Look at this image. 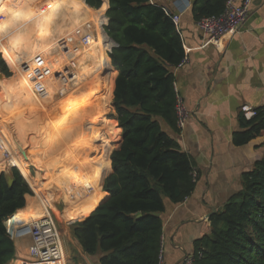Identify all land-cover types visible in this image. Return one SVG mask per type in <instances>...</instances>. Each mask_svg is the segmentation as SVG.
<instances>
[{
  "label": "trees",
  "instance_id": "1",
  "mask_svg": "<svg viewBox=\"0 0 264 264\" xmlns=\"http://www.w3.org/2000/svg\"><path fill=\"white\" fill-rule=\"evenodd\" d=\"M14 1L20 5L18 0ZM227 1L194 0L193 20L198 22L204 17L222 15ZM40 2L35 0L33 5L42 10L41 14L35 9L33 12L36 13V27L41 31L63 8L75 16L82 11L93 14L88 7L99 10L103 6V0H59L54 5ZM5 4L3 1L0 5L1 13ZM52 7L58 8V12H50ZM173 15L171 9L152 0H109L105 31L118 44L109 54L118 76L114 99L113 95L107 96L106 107L113 100L112 118L121 129L122 142L111 158L109 146L102 154L105 163L109 155V172L103 180V188L101 186L103 202L84 221L72 225V235L83 253L99 264H164L161 216L167 211L168 203L180 205L196 190L195 161L182 150L178 141L181 129L178 126L175 69L186 57V52ZM67 17L71 18L68 14ZM79 22L76 20L77 24ZM10 38L18 40L19 37ZM42 39L43 42L31 46L29 53H24L29 58L24 61L16 55L13 46L3 45L0 38V52L14 68L16 63L19 65L16 102L27 109H37L38 106L28 104V97L37 100L38 95L32 89L29 73L20 68L24 62L33 67L31 60L37 55L50 58L47 93L52 98L55 94L60 96L68 86L54 78L61 64L59 56H53L54 52H59L57 43ZM106 44L110 41L103 38L100 31L89 51L78 52L75 58L83 65H87L88 58L94 59L98 68L101 65L107 67L108 58L101 49ZM69 48L73 50L72 46ZM82 70L78 73L79 84L84 81V75L90 77L86 66ZM0 73V89L6 91V86L11 87L13 73L1 54ZM93 98L95 94L90 100ZM40 109L46 115L49 113ZM256 112L250 120L245 112L239 114V131L233 137L235 146H246L264 134V108ZM64 126L61 125V129ZM92 128H97V124L94 123ZM76 129L79 132V128ZM86 142L89 145L91 141ZM88 167L86 165L82 173L74 174L71 182L64 184L61 179L69 176L67 172L59 177V194L66 205L81 208L86 214L88 208L98 204L97 189L106 174L103 171L90 182L82 178ZM11 172L12 185L6 172L0 173V264H9L17 255L15 242L7 233L6 221L26 207L27 196L34 195L20 170L12 168ZM32 184L39 186L38 179ZM241 187V191L211 217L210 234L194 241V264H264V157L255 162L251 171L243 174ZM104 195L107 196L105 200Z\"/></svg>",
  "mask_w": 264,
  "mask_h": 264
},
{
  "label": "crops",
  "instance_id": "2",
  "mask_svg": "<svg viewBox=\"0 0 264 264\" xmlns=\"http://www.w3.org/2000/svg\"><path fill=\"white\" fill-rule=\"evenodd\" d=\"M152 2L171 9L174 14L182 8L187 9L181 16L179 30L184 40L188 61L182 68L175 69V89L188 114L178 141L182 150L195 161L194 176L197 178V185L190 198L180 205L168 203L167 211L161 216L164 224L162 238L164 264H181L185 256L192 254L194 241L210 234L211 217L222 210L233 195L241 191L243 174L251 171L255 162L264 157V134L246 146L237 147L233 144L234 134L239 131V114L246 110L256 111L264 108V0H253L247 22L235 36L224 38L218 46L208 44L204 40L202 32L197 26L198 22L193 20L191 8L194 0H152ZM181 5L182 7H180ZM88 8L93 11V14L87 11H82L75 16L70 11L61 14L62 16L66 14L71 16V18L63 17L66 32L72 31L83 20H97L100 16L106 17L108 24L109 0H103V6L99 10ZM76 20L80 22L77 24ZM63 24L61 22L59 27L61 28ZM103 38L106 37L103 35ZM105 48L107 49V45ZM105 48L101 47L104 51ZM109 54V52L105 53L108 58L107 67L101 65L98 68L93 59V65L89 68V72L96 71L94 79L97 74L103 75L102 85L105 83V78L108 77L105 88L98 85L95 93L106 91L107 96L113 95L114 99L118 71L112 66ZM90 78L91 76L89 78L84 76L83 82L86 86L82 88L83 90L80 89L79 93L74 94V98H76L74 103L84 101L85 98L78 97L86 96L84 94L91 91ZM68 98L69 96L62 94L60 101L68 100ZM94 99L96 101L100 97L95 95L93 101L90 100L87 105L82 104L76 110L78 111L80 107H92ZM1 108L3 107L0 106ZM70 109L72 108L70 107ZM92 109V113L97 114L101 108L95 105ZM81 110L83 111V109ZM98 116L99 119L102 117L101 114ZM247 119L250 120L248 117ZM104 122L100 121L99 128L103 126ZM114 123H116L115 120ZM77 128H79L77 138L80 139L84 129H82L83 126L81 128L77 126ZM33 130L36 131V128ZM8 131L15 140L19 136L23 139L22 141L27 142L19 129L15 127L14 131L11 130L9 123ZM67 136L64 139L68 140ZM94 143L97 142L93 140L87 146L97 154L100 144H96L98 147H95ZM110 151L108 154L111 153ZM39 154L34 156L35 159H39L41 153ZM13 162L27 173V166H29L27 164L29 163L25 157L22 159L14 157ZM108 162L109 155L106 163ZM5 165V163L0 164V173L8 170ZM39 170L42 180L46 182V178L49 179L48 172L41 167ZM106 173L108 174V172ZM56 184V181H53L50 188H56L54 186ZM44 185L48 186V184ZM35 190L37 192V188ZM97 191L99 194L98 204L88 208V213L83 218L92 213L101 203V185ZM59 197H61L60 194ZM106 198L107 196L104 195V200ZM34 214H45V207L38 192L36 198L27 196L26 207L16 215V220L27 219ZM29 245L30 243L27 241V243H22L19 248L16 247L17 255L27 256ZM80 257L85 261V264H99V262H93L89 256Z\"/></svg>",
  "mask_w": 264,
  "mask_h": 264
},
{
  "label": "rangeland",
  "instance_id": "3",
  "mask_svg": "<svg viewBox=\"0 0 264 264\" xmlns=\"http://www.w3.org/2000/svg\"><path fill=\"white\" fill-rule=\"evenodd\" d=\"M1 1L2 0H0V2ZM3 1L6 2V4L3 13L0 12V38L3 39V45L5 44L7 47H14V51L16 55L19 56V58L27 61V59L29 58L27 56H24V53L26 51L29 53L33 44H36L37 42H43L44 40L42 38H48L50 42L57 43L56 46L59 48V52L56 51L53 54V56H59L61 63L58 66L56 72L68 68L70 72H73L78 76V73L80 71L81 73L84 71L82 70L83 67L86 66L89 69L93 65L92 60L87 58V65H83L81 63V66V64L75 58V60L73 61L74 65L70 66V62H68V54H64L62 51L63 42L66 40V38H68L69 34H71V31L66 32L64 29L65 19H63V17H67V14L64 16H62L61 14L65 12V8H63L62 11L60 10V13L58 15L54 16L51 23L47 25L48 27L46 29H43L41 31L38 27H36V13H34L33 11L35 9L37 11V14H41L42 10L39 11L36 7H34L33 3L35 2V0H18L20 2L19 6H17L15 1L13 2V0ZM58 1L59 0H41V2L52 3L53 5L57 4ZM50 12H58V8L52 7L50 8ZM84 21L86 20H83L81 22ZM61 22L64 24L60 28L59 24ZM12 36H16L19 38L18 40H16V38H10ZM8 38L9 40H7ZM96 40H93V42H95ZM0 54L3 56V59L5 60L7 66L13 73V77L11 78L13 79L11 81V87L9 85L6 86V91L0 89V106L3 107L0 109V116L4 112L8 117V121L6 123L7 125L5 127L1 126L0 124V136L8 143L9 146H7L10 148V151H12L13 158L15 157L17 159H22V157H25L28 160L29 164L27 165L29 166L26 165L28 167V169L26 168L28 178L26 177V180L33 190L34 195L32 197L36 198V194L38 192L40 198L43 201L45 213H50V215L58 224L63 242L65 244L68 264H85V261L82 260L80 256L87 257V255L83 253L80 245L74 239L72 235V225L77 222L84 221L91 213L83 218V216L86 215V212H83L81 208H71L67 206L64 199H61V197H59V188H50V184L53 181H56L57 178L61 177L65 172H67L69 176L66 178H61L63 183L65 184L66 181L71 182V178H73L74 174L82 173L86 165L91 166V168H87L88 172L84 173V175H82V178H86L90 182H94L99 173L103 171L109 172V162L105 163L102 161V154L106 147L109 146L111 150V154L109 155L111 158L112 153L120 147L122 138L119 129L116 127L117 123H114V118H112V115H114L113 103L111 102V105L109 103V106L106 107L108 93H106V91H99L101 95H99V93H95L97 92L98 85H101L102 88H105L108 82H106V80H108V77L105 78V83L104 85H102L101 82L103 75L101 76V74H97L96 78L94 79L96 71L92 73L88 72L91 76L89 86L91 91L93 92L90 91L89 93L84 94L86 96H79L78 98H85L84 101L80 103H74V101H76V98H74V94H76L77 92L79 93V91L77 90L82 89L84 86H86V84L77 86V90H74V93H71L72 88L68 87V84V86L65 87V84L63 85L62 83H60V81L59 85L61 87H65L66 89V91H64V88H61L63 92L61 91L60 95L61 97L62 94H64V96H69L68 100L63 99L62 101H60L61 97L56 96V94V97L54 96L55 98H52L50 94H48L43 98L38 96L37 100L33 99L32 97H28V104H30L31 107L38 106L39 108L36 107L37 109H27L21 107L16 102L17 98L15 95L18 91L16 88L17 76L19 75L17 67L19 65L16 63V66L14 68V66L6 60L3 53L0 52ZM47 60L51 61L50 58ZM75 64L78 67H76ZM94 93L95 95H98L100 99L96 100L93 103L92 107H80L77 111L76 108L82 106V104H87ZM36 101L38 102V104H36ZM40 104L42 105L39 106ZM95 105L101 108L99 110V113L97 114L92 113V108ZM40 107L42 109L46 108L45 110H47V113H53L54 115L50 114L47 115V117L46 113L44 114ZM70 107L72 109H70ZM81 109H83V111ZM100 114L102 115V117L99 119L98 115ZM56 115L60 117L57 121L55 120ZM34 119L37 120L38 123H33ZM65 119L67 120L65 123H63V120ZM100 121H105L104 124H102L103 126L101 128H99ZM8 123L11 130L14 131L15 127L19 129L23 134L24 140H26L27 142L22 141L23 139L19 136H17V139L15 140V138L12 137L11 133L8 131ZM94 123L97 124V128H92V125ZM61 125L65 126L61 129ZM77 126H79L80 128L83 126L82 129H84L82 130V132L84 133H81V136L79 137L80 139L77 138V136L79 135L78 130L76 129ZM33 128H36V131L33 130ZM66 134L70 135L71 137L68 138ZM65 136H67L68 140L64 139ZM73 136H76V139H74ZM93 140L97 142L96 144H100V147H98L94 143L95 147L99 148L97 149V154L94 153V150L91 151L87 146L86 141ZM17 141H19L20 143L18 144ZM39 153H41L42 155L39 157L41 161H38L39 159L37 160L34 157L37 156V154L39 155ZM0 164H2L1 159ZM40 167L44 171H47L49 174V179L47 180L46 178V182L42 180V176L39 170ZM78 167H81L82 169L77 170ZM6 172L9 173L11 172V170L8 169ZM105 176L106 175H104L103 180ZM37 179L39 186L34 187L35 184L33 186L32 183ZM102 183L103 181L100 183L101 186ZM44 184H48V186H45ZM35 188H37V192ZM31 217H27V220H29ZM36 218H39V216ZM22 243H27V240L16 242L15 246L19 248ZM93 262L95 261L93 260Z\"/></svg>",
  "mask_w": 264,
  "mask_h": 264
},
{
  "label": "built area",
  "instance_id": "4",
  "mask_svg": "<svg viewBox=\"0 0 264 264\" xmlns=\"http://www.w3.org/2000/svg\"><path fill=\"white\" fill-rule=\"evenodd\" d=\"M252 2L253 0H228L225 12L222 15L218 17H204L198 21L197 26L202 32L204 40L208 44L218 46L224 38L235 36L247 22ZM186 10V8H182L178 13L173 15V21L176 25H179L181 22V16ZM106 26V17L100 16L97 20L80 22L72 30V34L66 38L62 45L63 53L68 54L66 55L69 58L68 62H70V66L74 65L73 61L78 52L83 53L90 49L93 40L97 39L100 31L106 37ZM69 46H72L73 50ZM110 49L105 48V51L108 52ZM187 61L188 57H185L177 68H182ZM31 62H33V67L29 63L24 62L21 68L29 73L32 89L35 94L40 97H45L47 96V80L50 76V70L47 66L48 60L45 56L37 55ZM54 78L68 84V87H71L72 90L77 88L78 82L81 80L75 73L70 72L68 68L56 72ZM82 84L84 82H81L79 85ZM245 115L251 119L257 115V112L246 110ZM177 116L178 126L182 129L188 114L183 102L179 98L177 103ZM0 156L1 162L6 164V168L20 169L12 161V151H10L9 147L1 138ZM5 226L7 233L15 243L22 240H27L30 243L27 256L20 257L16 255L15 259L9 264H68L66 248L59 226L50 213H45L39 216V218L31 217L29 220L22 219L20 221L16 220L15 215L6 221ZM194 261V256L189 254L184 257L181 264H194Z\"/></svg>",
  "mask_w": 264,
  "mask_h": 264
},
{
  "label": "bare ground",
  "instance_id": "5",
  "mask_svg": "<svg viewBox=\"0 0 264 264\" xmlns=\"http://www.w3.org/2000/svg\"><path fill=\"white\" fill-rule=\"evenodd\" d=\"M84 1V0H83ZM3 2V0L0 2V5H1V3ZM111 43V42H110ZM107 45V44H106ZM107 48H110V44H108V46H107ZM47 95H48V93H47ZM40 97V96H39ZM46 97V96H45ZM43 98V97H42ZM58 115L56 116V118H55V120L56 119H58ZM7 121H8V117L6 116V114L5 113H2L1 114V116H0V124H1V126H3V127H5L7 124ZM0 138L6 143V145H8V143L6 142V140H4L1 136H0ZM9 146V145H8ZM10 149V148H9ZM20 169H21V171H22V173H23V175L24 176H27V173H25L24 171H23V168L22 167H20ZM56 185L58 186V188H60L61 189V183H60V180H59V178H57V180H56ZM43 214H34V215H31L32 216V218H36V217H38V216H42ZM31 216H29V217H31ZM20 221V220H19Z\"/></svg>",
  "mask_w": 264,
  "mask_h": 264
},
{
  "label": "water",
  "instance_id": "6",
  "mask_svg": "<svg viewBox=\"0 0 264 264\" xmlns=\"http://www.w3.org/2000/svg\"><path fill=\"white\" fill-rule=\"evenodd\" d=\"M105 35H106V37L108 38V40L111 42V44H112V48L110 49V51L109 52H111V50L113 49V48H115V47H117L118 46V44L116 43V42H114L107 34H106V31H105ZM0 76H2V74L0 73ZM110 175V174H109ZM108 175V176H109ZM6 178H7V180H8V182H9V184L10 185H12L13 184V181H14V178H13V174H12V172H9V173H7L6 172ZM105 180V179H104Z\"/></svg>",
  "mask_w": 264,
  "mask_h": 264
},
{
  "label": "clouds",
  "instance_id": "7",
  "mask_svg": "<svg viewBox=\"0 0 264 264\" xmlns=\"http://www.w3.org/2000/svg\"><path fill=\"white\" fill-rule=\"evenodd\" d=\"M108 39V38H107ZM110 48H112V44L110 43ZM110 51V50H109ZM108 51V52H109ZM112 51V50H111ZM109 53H111V52H109ZM18 169V168H17ZM11 170V169H10ZM20 170V169H19ZM20 172H22L21 170H20ZM26 179V178H25ZM16 245V244H15Z\"/></svg>",
  "mask_w": 264,
  "mask_h": 264
}]
</instances>
